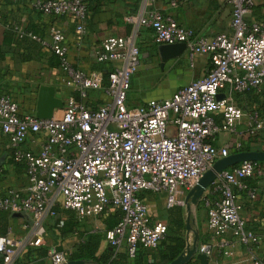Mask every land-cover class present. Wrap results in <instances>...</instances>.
<instances>
[{
  "label": "built area",
  "instance_id": "1",
  "mask_svg": "<svg viewBox=\"0 0 264 264\" xmlns=\"http://www.w3.org/2000/svg\"><path fill=\"white\" fill-rule=\"evenodd\" d=\"M24 1L43 16L72 17L77 41L86 34L85 0ZM181 1L167 0V6L175 9ZM228 2L231 32L207 38L155 9L126 18L150 29L157 46L185 44L190 65L196 57L209 58L202 77L141 106L127 104L130 80L140 65L134 36L111 37L99 44L96 61L109 68L104 82L100 75L87 74L69 62L59 30H52L46 40L20 25L5 26L18 40L57 57L67 96L59 116L38 119L35 114L20 115L13 98L0 95V138H7L11 159L24 164L27 179L25 189L8 188L0 194V213H24L35 225L31 240L14 238L10 229L0 235V264H17L27 247L42 246L44 221L59 219L61 226L65 219L56 209L70 212L79 223L117 210L120 219L104 232L107 245L115 253L125 249L129 258L140 246L155 249L167 226L152 219L141 193L162 197L167 210L185 206L186 194L216 161L247 152L241 136H246L247 147L259 145L264 151V115L256 109L246 111L235 100L253 92L264 101V21L246 20L254 0ZM89 92H101L105 99L90 107ZM220 135L236 140L230 148L218 146L214 142ZM36 136L42 141L38 153L24 149L26 140ZM263 177L264 164L239 163L220 172L200 200L206 209V230L217 239L224 258L233 256L234 244L249 250L264 244V234L246 226L239 202L242 196L248 202L258 197L254 182ZM213 249L211 243H202L197 252L208 261ZM47 257L50 264L68 262L59 245L50 246ZM251 259L252 264H264V258Z\"/></svg>",
  "mask_w": 264,
  "mask_h": 264
},
{
  "label": "crops",
  "instance_id": "2",
  "mask_svg": "<svg viewBox=\"0 0 264 264\" xmlns=\"http://www.w3.org/2000/svg\"><path fill=\"white\" fill-rule=\"evenodd\" d=\"M86 1L89 7L87 32L81 41H77L75 39L76 23L72 17H46L31 10L24 0H0V95L6 94L12 97L18 105L20 115L35 114L38 90L41 86L54 87L55 96L62 101L67 96V92L60 83L62 73L57 57L46 49L18 40L14 33L5 27L7 24L20 25L24 30L46 40H50L52 30H59L63 34L65 44L68 47L69 62L87 74L100 75L104 82L109 68L98 64L96 61L99 44L111 37L126 38L134 36L135 43L140 51V65L131 77L129 91L135 84L136 93L141 96L136 99V102H130L127 93V104L129 101L130 106H141L152 99L169 97L173 92L162 91L160 84L170 78L168 76L169 71L172 73V69L178 68L175 65L176 61L181 60L183 56L186 58V56L183 54L176 60H170L164 65L163 70L160 69L158 54H155V49L158 46H155L151 30L130 24L126 21L128 16H144L149 10L155 9L172 16L179 25L193 30L195 34L201 37L207 38L216 34L231 32L232 8L228 0H182L175 9L167 6V0H158L149 5L145 3V0ZM259 6H261L262 19L258 21L262 22L264 21V2L261 1ZM192 66L195 69L190 78L187 76L188 79H191L189 82L199 79L208 71L210 67L209 58L206 56L196 57ZM104 99L105 96L101 92H89L86 102L90 107L95 108ZM249 108L253 109L252 106ZM259 110L264 115V107L262 106ZM60 114V110L54 112L55 116ZM245 138L246 136H241L247 149ZM235 140V137L230 136L228 140L230 144L228 145L231 147ZM41 142L40 137L29 138L23 144V148L38 153ZM218 142L219 140L214 144ZM254 184L258 189V197L253 202H248L244 196L239 198V202L242 204L241 216L249 229L258 234H264V204L262 201L264 177L254 182ZM26 186L27 179L24 164H15L12 161L7 138H0V194L8 188L23 190ZM141 197L148 204L152 217L157 209H165L162 197L147 192L141 193ZM165 210L167 212L172 211L171 209ZM120 217L121 213L119 211L111 210L98 217L101 219H90L86 222L93 224L92 220H98L99 225L102 226L99 231H103L106 224L113 227ZM166 218V215H163L161 219ZM102 221L106 224L104 225ZM194 225L195 228H191L190 239L193 240L195 233H197L199 244L211 243L214 246L213 254L207 264H252V256L264 258V244L250 250L239 244H234L233 256L224 258L217 247V239H214L206 230L204 219L197 217L194 220ZM0 226H2V231L12 230L13 237L22 241L32 239L35 227L31 218L30 222H25L4 213H0ZM89 229L88 227L86 230L81 228L80 231L88 233L92 231ZM56 235L58 236V233ZM76 235L77 233L65 239L58 237L52 243L47 238L46 232L43 245L40 247H27L20 255L19 260H22V262L19 263L41 264L42 262V264H50L47 256L41 257L43 249L47 251L50 246L59 245V248L66 252L68 249L64 250L62 243L69 240L78 242ZM185 236L186 233H184V239ZM158 246L155 249L138 247L136 260L141 263L167 264L166 261L161 260ZM107 250L110 251L111 248L105 240H102L95 256L99 257ZM123 252H125V249H121L117 253ZM190 264H200V262L193 258Z\"/></svg>",
  "mask_w": 264,
  "mask_h": 264
},
{
  "label": "water",
  "instance_id": "3",
  "mask_svg": "<svg viewBox=\"0 0 264 264\" xmlns=\"http://www.w3.org/2000/svg\"><path fill=\"white\" fill-rule=\"evenodd\" d=\"M186 46L183 43L172 45H160L157 47L160 69H164V65L170 60L180 58L185 52ZM63 101L55 96V89L52 86H41L38 90L37 102L35 107V116L38 119H50L54 116V112L62 110ZM252 161L264 162V151H247L231 154L230 156L216 161L212 168L207 170L198 183L185 196V248L180 255L170 264H187L193 258L198 260L200 264H207V257L197 252L199 243L197 233L195 238L190 239L191 227L189 224L191 206H195L202 198L206 189L216 179L217 175L225 169L233 167L239 163ZM13 218L30 222V218L24 213L12 214ZM66 264H84L79 261H68Z\"/></svg>",
  "mask_w": 264,
  "mask_h": 264
},
{
  "label": "rangeland",
  "instance_id": "4",
  "mask_svg": "<svg viewBox=\"0 0 264 264\" xmlns=\"http://www.w3.org/2000/svg\"><path fill=\"white\" fill-rule=\"evenodd\" d=\"M261 4V0H254V7L250 13V15L247 17V21L251 22V21H258L262 19V12H261V6H259ZM176 67H178L177 69H172V73H168V76H170L169 79H166L165 81H163L160 85L162 87V91L164 92H169L172 93L176 90H178L179 88L187 85V83L191 80L188 79L187 76L190 78V76L192 75V73L194 72V66L190 65V63L186 60V58L183 56L181 58V60L176 61L175 63ZM130 90V86L128 91ZM141 96L139 93H136V86L134 84V86L132 87L131 91L128 92V98L130 102H136V99ZM251 94H245L242 95L240 97L237 98V105H239L240 107H244V109L246 111L250 110V106H252L253 108L259 110L261 109V107H264V102H260V100L258 98H251ZM128 101V104L131 105ZM239 103V104H238ZM133 105V104H132ZM134 106V105H133ZM261 112V111H260ZM230 139V136L227 135H220L216 141L219 140L218 143H216V145H224V146H228L230 148V146L228 144H230V141L228 142V140ZM215 141V142H216ZM214 142V143H215ZM234 143V142H233ZM148 196V195H147ZM151 197V196H150ZM172 211L167 212L164 208L162 209H157V212L155 213V215L152 217L153 220L155 221H161L164 224H166L167 226V232L169 231V235L171 233V229L172 227H174V221L176 222V220L180 223H182L184 225V230L181 231L182 235L184 236L185 233V219H186V210H185V206H179L176 207L174 209H171ZM57 214L59 217L62 218H67L68 217V213L64 212L61 209H57ZM163 215H166V219H161ZM197 217H200L202 219H204V221H206V209L204 207V204L202 202H198L195 206H191V213H190V219H189V224L190 227L192 229L195 228L194 225V220L197 219ZM175 218V220L173 219ZM32 219V218H31ZM101 219V218H98ZM174 220V221H173ZM34 221V220H33ZM19 223H22L21 221H18ZM93 224L87 223L86 221L80 222L78 223V227H77V235H76V239L79 242L80 239L83 238L84 234L86 233L85 231H80L81 228H83L84 230H86V228H90L89 230H92L88 233H99L102 236V240H104V230L109 229L112 226H109L108 224H106L105 222L104 225L106 224V226L103 227V231H99V228H102L101 225H99L98 220H92ZM56 224V219H48L46 221H44L43 225L46 228V232H47V238H49L52 243L56 241V239L58 237H60L59 231L56 229L55 227ZM6 225V224H5ZM93 226V227H91ZM170 226V229H169ZM6 228V226H5ZM2 231V226H0V232ZM56 233H58V236L56 235ZM168 234V233H167ZM62 239V238H61ZM101 240V241H102ZM62 241V240H61ZM75 242L73 240H69L67 242H63L62 244V248L64 250H67L66 252H70L74 246L78 243ZM22 262V260L18 261ZM17 263V264H18ZM21 264V263H19Z\"/></svg>",
  "mask_w": 264,
  "mask_h": 264
},
{
  "label": "trees",
  "instance_id": "5",
  "mask_svg": "<svg viewBox=\"0 0 264 264\" xmlns=\"http://www.w3.org/2000/svg\"><path fill=\"white\" fill-rule=\"evenodd\" d=\"M86 4L89 12L87 1ZM8 30L11 31L10 29ZM155 46L157 45L155 44ZM156 53H157V48L155 49V54ZM246 94L248 95L251 94L252 95L251 98L253 99L258 98L260 102H264L259 98L257 94L253 92H248ZM238 97L240 96L235 97L236 102ZM257 111L260 112V110ZM262 150L263 148L259 145L254 147H247V149H245V151H262ZM259 163L264 164V162H259ZM67 213H68V217L64 219L61 226H58L59 219H56V224H55V227L59 231L60 237L62 239L68 238L73 234L77 233V227L79 223L74 218L73 214H71L70 212ZM173 219L175 220V218ZM173 223H174V227H172V229L170 230L171 231L170 235L169 233L168 235L166 234V236L158 246L160 258L162 261H166L167 264H170L173 260H175L185 248V239L181 233V231L184 230V225L180 223V221L178 222L177 220L176 222L174 221ZM5 233L6 231H1L0 235H3ZM101 240H102V236L99 233H94V234L85 233L83 238L80 239V241L74 246V248L70 252H67L68 261H79V262H83L84 264H157L155 262H145V263L138 262L136 260L137 252L133 258H129L126 252L115 253L114 250L112 249L110 251L107 250L101 256L96 257L95 253L98 249ZM46 256H47V251L43 249V255L41 257H46ZM188 264H190V262H188Z\"/></svg>",
  "mask_w": 264,
  "mask_h": 264
}]
</instances>
